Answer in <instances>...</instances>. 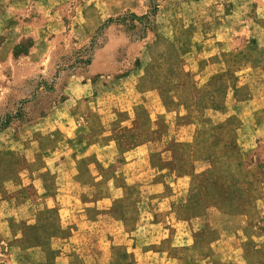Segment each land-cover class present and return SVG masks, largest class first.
Instances as JSON below:
<instances>
[{
    "label": "crops",
    "instance_id": "1",
    "mask_svg": "<svg viewBox=\"0 0 264 264\" xmlns=\"http://www.w3.org/2000/svg\"><path fill=\"white\" fill-rule=\"evenodd\" d=\"M215 26L216 35L230 29ZM235 48L224 36L206 38L167 85L143 68L127 73L119 81L142 96L135 111H107L94 96L101 81L71 79L59 102L16 125V147L7 148L30 168L19 170L16 184L0 178V234L13 240L15 264H263L264 181L235 192L214 184L237 164L213 130L236 117L238 148L264 145V57L238 55L228 72L224 58ZM140 77L148 82L142 90ZM167 145L187 150L174 155ZM236 192L254 193L253 202H236Z\"/></svg>",
    "mask_w": 264,
    "mask_h": 264
},
{
    "label": "rangeland",
    "instance_id": "2",
    "mask_svg": "<svg viewBox=\"0 0 264 264\" xmlns=\"http://www.w3.org/2000/svg\"><path fill=\"white\" fill-rule=\"evenodd\" d=\"M151 3L157 4V8L147 18L139 20L131 16V13L138 17L148 13ZM151 3L149 0H0V178L5 183L16 184L19 170L30 168L20 151L11 152L12 148H7L15 146L11 142L14 127L59 102L71 79L101 81L94 96L109 111L130 107L142 97L127 89L129 83L119 81L124 75L143 68L153 77L152 81L167 85L173 73L185 74L183 61L206 38L224 36L228 47H240L224 58L228 72L238 55L241 58L243 54L252 62L264 57V50L259 48V43L264 42V0H152ZM109 18L112 20L108 21ZM202 23L210 25L200 26ZM217 24L229 25L230 29L226 34L216 35ZM144 57H150L151 61L145 63ZM139 79L135 88L145 89L148 82ZM113 81L115 84H111ZM189 84H192L190 80ZM189 99V94L183 97L186 102ZM260 111L259 115L264 117V108ZM132 116L136 130L138 121L134 112ZM231 118L235 125L213 130L211 136L221 143L220 151H233L230 154L237 165L224 182L217 178L214 184H231L234 192L238 184L255 183L261 187L264 145L240 150L238 120ZM167 146L172 149L171 145ZM123 149L118 147L119 152ZM186 150L177 153L184 155ZM94 153L92 150L90 158L95 163ZM108 164L110 168L113 166ZM199 181H204V177H199ZM253 195L244 193L240 198L236 192L234 200L252 203ZM199 222L195 220L194 226L200 227ZM12 242L9 236L0 234V264L17 262L10 254Z\"/></svg>",
    "mask_w": 264,
    "mask_h": 264
},
{
    "label": "trees",
    "instance_id": "3",
    "mask_svg": "<svg viewBox=\"0 0 264 264\" xmlns=\"http://www.w3.org/2000/svg\"><path fill=\"white\" fill-rule=\"evenodd\" d=\"M149 2L151 3L152 2V0H149ZM156 8H157V4H155V3H151L150 4V9H149V12L148 13H145V14H143V15H141V16H136V15H134L133 13H131V16H133V18H138L139 20H141V19H143V18H147L148 17V15H149V13H154L155 11H156ZM112 20V18H109L108 19V21H111ZM42 113H44V112H40V114H42Z\"/></svg>",
    "mask_w": 264,
    "mask_h": 264
}]
</instances>
